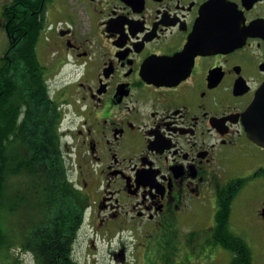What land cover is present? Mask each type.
<instances>
[{"label":"flooded vegetation","instance_id":"af4514ba","mask_svg":"<svg viewBox=\"0 0 264 264\" xmlns=\"http://www.w3.org/2000/svg\"><path fill=\"white\" fill-rule=\"evenodd\" d=\"M13 16L76 204L33 197L27 264H264V0H0L8 42Z\"/></svg>","mask_w":264,"mask_h":264},{"label":"trees","instance_id":"16d2710c","mask_svg":"<svg viewBox=\"0 0 264 264\" xmlns=\"http://www.w3.org/2000/svg\"><path fill=\"white\" fill-rule=\"evenodd\" d=\"M16 24L13 16L8 27L16 39L8 42L0 56L1 239L7 224L6 213L14 217L24 208L30 215L33 197L39 200L45 223H59L67 212L76 208L74 189L65 175L60 140L63 114L47 88L45 72L36 53V39L17 38L21 28ZM18 176L22 177L15 185L14 179ZM17 186L22 190V206H19ZM14 218L22 221L21 216ZM7 242L6 251L16 246L12 236Z\"/></svg>","mask_w":264,"mask_h":264},{"label":"rangeland","instance_id":"374dc122","mask_svg":"<svg viewBox=\"0 0 264 264\" xmlns=\"http://www.w3.org/2000/svg\"><path fill=\"white\" fill-rule=\"evenodd\" d=\"M7 43L8 41H7L5 32L3 29H1L0 31V55L5 51ZM21 177L22 176H18L17 179H14L15 185L19 182ZM16 188L19 189V196H23L21 188L18 186ZM27 213H28V210L24 208H21L19 212L15 213L14 217L21 216L22 221L18 220L17 218H14L11 213L9 212L6 213L5 221H7V224L4 225V227L8 231L9 240H10V237L12 236L16 242V246L14 247L10 246L7 248L6 261L2 264H27L26 262H27V258L29 257V255L27 253L22 252V249L21 248L19 249L17 247V245L20 246L21 244L20 242L21 227H27L30 225L31 222L33 223L34 221L33 212L30 215H28Z\"/></svg>","mask_w":264,"mask_h":264},{"label":"water","instance_id":"95a60500","mask_svg":"<svg viewBox=\"0 0 264 264\" xmlns=\"http://www.w3.org/2000/svg\"><path fill=\"white\" fill-rule=\"evenodd\" d=\"M263 94V88H260L259 93H258V98L261 99Z\"/></svg>","mask_w":264,"mask_h":264}]
</instances>
